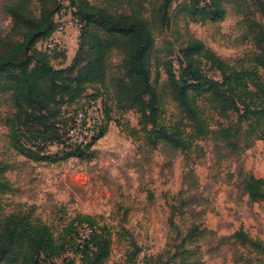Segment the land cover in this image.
Segmentation results:
<instances>
[{"label":"rangeland","instance_id":"1","mask_svg":"<svg viewBox=\"0 0 264 264\" xmlns=\"http://www.w3.org/2000/svg\"><path fill=\"white\" fill-rule=\"evenodd\" d=\"M87 1L114 15H129V2L140 3L148 22L160 4L159 0ZM55 2L0 0V54L18 58L15 49L24 36L23 29L13 30L6 7L19 5L40 19L43 7H55ZM193 5V0H173L169 26L163 31L157 24L151 26L155 50L150 65L156 121L168 128L181 125L190 148L152 144L146 132L152 125L145 124L137 107L124 101L123 42L94 29L111 45L106 78L103 84L86 85L82 94L104 99L110 114L108 133L82 158L66 159L63 113L77 106L70 90L58 94L44 111L26 106L18 110L11 92L0 94V183L11 187L0 191L1 221L11 215L37 220L59 245L70 239L79 217L91 218L90 227L98 233L105 229L111 240L104 264H123L129 253L135 256L134 264H156L150 261L160 257L164 264L264 263V198L252 201L244 191L247 179L264 180V119L241 118L243 106L240 113L224 112L207 95L198 99V105L206 129L213 133L199 135L173 101L164 69V63L175 59L179 48L192 39L202 41L226 63L252 69L261 55L264 22L255 0L223 1L226 15L219 23L193 17ZM73 41L68 49L76 55L75 37ZM46 45L40 42L37 48L44 52ZM69 50L51 57L55 69L72 65L67 63ZM81 53L83 61L91 58L88 48ZM204 70L208 77L222 81L219 72L208 66ZM16 73L10 69L1 74V87L7 90V75ZM258 75L264 83V70L258 68ZM13 126L27 150L54 161L35 162L19 154L13 147ZM18 252H11L3 264H25V249Z\"/></svg>","mask_w":264,"mask_h":264},{"label":"trees","instance_id":"2","mask_svg":"<svg viewBox=\"0 0 264 264\" xmlns=\"http://www.w3.org/2000/svg\"><path fill=\"white\" fill-rule=\"evenodd\" d=\"M159 1L160 4L156 7L151 22H148L143 17L144 6L133 1L129 2L131 11L129 15H114L106 9L92 6L87 0H69L73 7L76 6L74 15L84 23V26L75 58L72 65L66 69H55L51 63L52 56H58L64 52L48 53L37 48L40 42H48L57 28L56 18L62 8L60 0L55 2V7H43L40 19L32 18L30 13L22 10L19 5L6 7L5 11L14 22L13 30L23 29L24 36L23 42L15 49L20 52L18 58L15 55L9 56L10 53L0 54V75L10 69L18 72L7 75V90L1 87L0 83V94L11 92L18 110H24L23 106H26L44 111L55 103L58 94L69 90L77 106L83 99H98V96L94 94H82L86 85L103 84L106 78V57L111 45L105 43L98 32V34L94 32L96 29L105 35L117 37L123 42V46L120 47L124 56L123 71L126 79L124 101L137 107L145 124L152 125L150 131L146 129L152 144L156 146L158 143H163L176 150H188L191 140L186 138V130L181 125L170 128L160 126L154 116V87L151 83L150 65L151 55L155 50V38L151 26L157 24L161 31L169 26V8L173 0ZM223 1L225 0H210L209 3L201 6L200 0H193L192 15L203 21L222 22L226 15ZM255 1L264 22V1ZM260 36L262 39L258 41L261 55L256 57L252 69H239L226 63L198 39L185 43L182 48H179L175 59L164 63L171 97L199 135L213 133L206 129L200 117L201 110L198 105V99L207 95L215 99L224 112L240 113V106H243L244 113L240 114L241 118L264 119V83L258 75V68L264 70V32H261ZM84 48H88L91 55V58L86 61L82 60L81 52ZM33 64L35 65L30 70ZM204 66L219 72L222 81L208 77ZM70 74H76V76L69 77ZM103 105L107 117V125L103 131L105 136L109 129L110 114L104 99ZM70 111L72 110L67 108L63 113L66 123L63 135L64 146L67 141V127L72 120V117L68 116L71 114ZM11 137L14 149L22 156L35 162L54 161L51 156L27 150L17 138L14 126L11 128ZM88 151L90 150H66L65 158H82L83 153ZM10 190L9 183H0L1 192ZM244 191L252 201L264 198V180L247 179ZM88 222L91 223V218L79 217V222L76 223L78 226L86 224L91 231L90 239L85 242L83 249H77L74 245L77 237L76 225L72 227L70 239L66 243L57 245L50 229L46 225L37 223V220H28L26 217L14 215L7 217L4 221L0 220V264L8 260L11 252H21L23 248L25 264H56V261L60 259L62 264H76L75 259L65 258L69 250H74L82 256L81 264H104L110 256V237L105 233V229H101L98 233L90 227L92 225ZM134 257L129 253L123 264H134ZM150 262L164 264L162 257L152 259Z\"/></svg>","mask_w":264,"mask_h":264},{"label":"built area","instance_id":"3","mask_svg":"<svg viewBox=\"0 0 264 264\" xmlns=\"http://www.w3.org/2000/svg\"><path fill=\"white\" fill-rule=\"evenodd\" d=\"M60 2L62 8L56 18L57 28L45 49L48 53L69 50L67 42L70 39L74 40V37L78 44L84 26V23L74 15L76 6L73 7L69 0H60ZM209 2L210 0H203L204 5ZM70 112L68 116L72 117V120L67 127L66 150H92L106 136H103V131L107 125V117L102 100L83 99ZM79 226L76 228L77 237L74 245L77 249H83L85 242L90 239L91 231L87 225ZM65 258L75 259L76 264H81L82 256L74 250H69Z\"/></svg>","mask_w":264,"mask_h":264},{"label":"crops","instance_id":"4","mask_svg":"<svg viewBox=\"0 0 264 264\" xmlns=\"http://www.w3.org/2000/svg\"><path fill=\"white\" fill-rule=\"evenodd\" d=\"M67 43L72 48L74 41H73V39H70ZM74 53H75V50H73V51L71 50V52H70V50L68 51V53H67V56H68V60H67L68 62L67 63L68 64L73 61V58H74L73 56L75 55Z\"/></svg>","mask_w":264,"mask_h":264}]
</instances>
